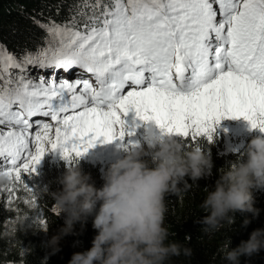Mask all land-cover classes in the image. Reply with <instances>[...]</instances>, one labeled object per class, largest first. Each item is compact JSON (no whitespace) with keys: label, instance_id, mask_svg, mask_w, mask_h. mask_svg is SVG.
<instances>
[{"label":"snow or ice","instance_id":"1","mask_svg":"<svg viewBox=\"0 0 264 264\" xmlns=\"http://www.w3.org/2000/svg\"><path fill=\"white\" fill-rule=\"evenodd\" d=\"M68 11L62 22L31 17L45 33L34 48L0 42L9 202L20 186L35 196L23 177L46 153L73 162L132 136L136 120L184 145L211 143L225 118L264 133V0H76Z\"/></svg>","mask_w":264,"mask_h":264},{"label":"clouds","instance_id":"2","mask_svg":"<svg viewBox=\"0 0 264 264\" xmlns=\"http://www.w3.org/2000/svg\"><path fill=\"white\" fill-rule=\"evenodd\" d=\"M143 143L118 156L102 172L103 184L97 188L90 177L75 166H66L59 179L60 191L51 193L64 226L48 241L49 255L60 249L59 240L73 231L76 222L91 215L96 235L92 246L75 252L67 264H166L173 256L191 255V250L168 241L164 225L166 194H177L211 168L210 158L201 149L188 150L174 138L162 134L151 121L142 122ZM142 148V149H140ZM246 159L229 164L220 173L212 190H206L201 208L207 213L200 223L206 233L222 222L233 224L231 213H251L253 190L264 189V135L253 137L245 148ZM0 173V186L10 183ZM250 221L245 219L243 226ZM226 243L221 251L227 264H240V257H251L264 250V229H255L235 248ZM47 257L43 264H46Z\"/></svg>","mask_w":264,"mask_h":264},{"label":"trees","instance_id":"3","mask_svg":"<svg viewBox=\"0 0 264 264\" xmlns=\"http://www.w3.org/2000/svg\"><path fill=\"white\" fill-rule=\"evenodd\" d=\"M75 2L76 0H0V42L13 51L18 50L17 46L23 47L25 44L34 48L41 42L45 33L33 23L31 17L41 22H47L49 18L57 22L65 21L69 8ZM33 71L31 72L34 73ZM257 135L260 134L253 129L244 135V140L237 148L224 149V142L216 133L213 134L211 143L204 138H198L195 142L189 141L187 145L182 143L188 150L200 147L210 158L212 166L196 181L186 176L185 180L191 185L189 188L184 189L181 185L179 193L165 196L164 225L168 230V241L191 250L190 256H173L166 264H227L221 249L228 241V247L235 248L242 240L246 241L253 230L264 229V189L253 190V207L259 210L256 217L247 212H234L231 213L235 221L233 224L224 221L217 230L208 233L200 223L202 217L207 215L201 208L206 190L214 188L220 173L225 171L230 163L246 159L245 148ZM174 138L182 142L180 137L174 135ZM129 142L126 139L122 141L121 156L132 149ZM110 163L112 162L105 160L95 165L82 157L73 162L64 159L57 162V159H54L41 165V177H36L35 180L28 175L23 177L25 182L33 187L35 196L20 186L13 194L11 202L7 188L11 187V182L0 186V264H43L45 257L46 264H67L73 253L88 250L96 235L92 228L91 215L83 222H76L72 233L59 240L60 250L54 255H49L51 248L48 241L58 235L64 226V219L53 212L54 200L51 193L61 190L59 179L66 166L74 164L82 174L90 177V183L97 188L101 187L102 172ZM39 219H43L45 223L41 225ZM245 219L250 221L247 226H243ZM240 264H264V250L251 257H240Z\"/></svg>","mask_w":264,"mask_h":264},{"label":"rangeland","instance_id":"4","mask_svg":"<svg viewBox=\"0 0 264 264\" xmlns=\"http://www.w3.org/2000/svg\"><path fill=\"white\" fill-rule=\"evenodd\" d=\"M33 72L34 73L31 72V74H33L34 76L39 73V71L37 70H34ZM71 78L72 76L70 75L69 79ZM133 116L122 117L123 119H125L128 128L131 125H133ZM138 121L139 120H136L135 123ZM252 130L253 129L250 128L249 123L243 118H238V119L225 118L220 121L214 133L218 134L219 137L223 140L224 142L223 148L226 149V148H237L238 146H240V144L244 140V135L250 133ZM255 130L260 135H264V133H261L258 129ZM121 150H122V141L120 140H114L111 143L97 142L95 147L89 149L88 152L81 157L91 162L92 164L98 165L105 160H109L110 162H113L118 156L122 157ZM54 159H57V162L62 161V158L58 150L55 152L46 153L41 159L40 163L36 166L35 173L28 176L31 177L32 180H35L36 177H41L40 176L41 169H39L41 168V165L48 162H52V160ZM7 188L9 189L10 187L7 186ZM53 211L58 213V209L56 208L55 204L53 205Z\"/></svg>","mask_w":264,"mask_h":264},{"label":"water","instance_id":"5","mask_svg":"<svg viewBox=\"0 0 264 264\" xmlns=\"http://www.w3.org/2000/svg\"><path fill=\"white\" fill-rule=\"evenodd\" d=\"M63 219L65 220V214L63 215Z\"/></svg>","mask_w":264,"mask_h":264},{"label":"bare ground","instance_id":"6","mask_svg":"<svg viewBox=\"0 0 264 264\" xmlns=\"http://www.w3.org/2000/svg\"><path fill=\"white\" fill-rule=\"evenodd\" d=\"M31 74V73H30ZM33 75V74H32ZM18 209V208H17Z\"/></svg>","mask_w":264,"mask_h":264}]
</instances>
